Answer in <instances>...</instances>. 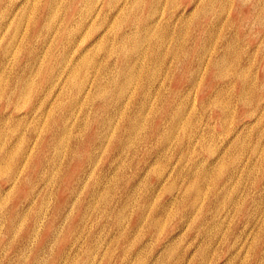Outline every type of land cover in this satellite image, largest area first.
I'll return each mask as SVG.
<instances>
[{
  "label": "rangeland",
  "instance_id": "1",
  "mask_svg": "<svg viewBox=\"0 0 264 264\" xmlns=\"http://www.w3.org/2000/svg\"><path fill=\"white\" fill-rule=\"evenodd\" d=\"M48 1L29 0L27 4L24 0H0V168H4L3 171L0 169V264H215L212 260L219 256V264H264V98L257 99V94L264 92V0H110L108 4H103L102 0H84L83 3H70L71 7L68 5L70 0H52L46 20ZM119 6L121 9L117 11ZM11 7L18 17V24H13V15L7 20ZM137 15L160 24L146 41L152 42L153 38L161 41L160 47H156L161 56L151 61L140 58L136 63L141 65L139 72L131 78L118 77L124 93L121 98L132 94L137 83L144 82L143 91L134 94L143 100L142 108L134 111L137 124L129 132H122L119 150L112 145L130 105L116 100L114 105L119 109L106 115L99 108L104 98L96 93L87 95L85 91L92 92L96 81L108 85L110 75L116 74L123 59V48L137 43L131 36L122 37L138 25L134 18ZM36 21L38 25L43 23L44 28L32 33L30 26L33 27ZM164 23L165 28L161 27ZM14 25H17L16 29ZM55 30L58 36L52 37ZM135 32L140 36L138 30ZM145 45L143 42L136 47L148 49ZM216 48L225 51L221 68L224 66L226 71L221 77L217 70L220 66L215 69L205 64L209 51ZM80 53L93 62L86 65L78 62L77 71L71 78L73 84H65L63 79ZM82 81L84 90L75 99L72 92ZM172 95L176 96L173 103L179 111L165 118L158 137L146 141L144 134L150 133L161 104ZM59 98L61 101L57 102ZM59 102L61 108L57 106ZM60 113L62 127L66 125L61 133L65 141L62 146L58 144L61 149H57L62 157L58 152L53 155L52 160H56L52 166L54 173L46 180L42 172L34 173L30 169L34 157L41 158L49 148H41V143L46 140L51 143L55 139V130L50 132L51 116L59 119ZM96 115L104 116L105 120L99 136L90 138ZM237 123L242 126L234 131L233 126ZM190 171H194L193 175ZM252 181H255L253 187L246 190ZM191 184L193 188L183 193L184 185ZM182 193L180 204L166 202L169 196ZM252 193L255 202L249 207ZM16 200L19 205L16 215L11 218L9 211ZM218 202L219 210L213 215L212 225L204 223L198 230L201 216L209 220ZM238 209L250 210L246 221ZM142 213L146 217L137 223V217ZM174 223L178 224L176 228H172ZM227 245L232 247L228 254ZM202 248L205 252L200 254Z\"/></svg>",
  "mask_w": 264,
  "mask_h": 264
},
{
  "label": "bare ground",
  "instance_id": "2",
  "mask_svg": "<svg viewBox=\"0 0 264 264\" xmlns=\"http://www.w3.org/2000/svg\"><path fill=\"white\" fill-rule=\"evenodd\" d=\"M25 1V3H27L28 4V1L29 0H24ZM96 1V0H95ZM126 1V0H125ZM132 1V0H131ZM137 1V0H136ZM160 1V0H159ZM83 3L84 2V0H70V2L68 3V5L71 7V5H70V3L72 4H76V3ZM100 2V1H99ZM102 2H103V4H108L109 2H110V0H102ZM113 2H116V1H113ZM119 2V1H118ZM117 2V3H118ZM156 2V1H155ZM198 2V1H197ZM24 3V4H25ZM96 3V2H95ZM126 3V2H125ZM128 3V2H127ZM165 3V2H164ZM196 3V2H195ZM51 4H52V0H49L48 1V4L46 5V7H45V13H46V16H45V19L47 20L48 18H49V16H48V13L50 12V8H51ZM122 4H124V2L122 3ZM130 4V3H129ZM134 4V3H133ZM133 4H132V6H133ZM208 4V3H207ZM230 4V3H229ZM91 5V4H90ZM89 5V6H90ZM94 5V4H93ZM97 5V4H96ZM95 5V6H96ZM210 5V4H209ZM220 5H222V4H220ZM110 6V5H109ZM108 6V7H109ZM113 6V5H112ZM122 6V5H121ZM124 6V5H123ZM129 6V5H128ZM211 6V5H210ZM218 6V5H217ZM91 7V6H90ZM94 8V7H93ZM92 8V9H93ZM123 8V7H122ZM161 8V7H160ZM194 8V7H193ZM87 9V8H86ZM112 9V8H111ZM119 9H121V7L119 6L118 8H117V11L119 10ZM129 10H130V8H128ZM99 10V9H98ZM160 10V9H159ZM193 10V9H192ZM226 10V9H225ZM13 11H14V9L11 7V9H10V13L7 15L8 17H7V20H9L8 18L11 16V15H13L14 16V18H12L13 20H12V22H13V24H18V22H19V20H18V17H17V19H16V17H15V13H13ZM108 11V10H107ZM97 13H99L98 11H96ZM105 12V11H104ZM116 12V11H115ZM155 12V11H154ZM156 12H159V11H156ZM193 12V11H192ZM222 12V11H221ZM97 13H95V14H97ZM106 13V12H105ZM118 13V12H117ZM125 13V12H124ZM161 13V12H160ZM92 14V13H91ZM94 14V15H95ZM122 14V13H121ZM126 14V13H125ZM178 14V16H181L180 14H181V12H178L177 13ZM187 14V13H186ZM191 14V13H190ZM190 14H188V15H190ZM52 15H53V13H52ZM116 15V14H115ZM194 15V14H193ZM5 16V15H4ZM88 16H90V15H88ZM122 16V15H121ZM161 16V15H160ZM177 16V15H176ZM214 16V15H213ZM225 16V15H224ZM94 17V16H93ZM97 17V16H96ZM103 17V16H102ZM111 17V16H110ZM117 17V16H116ZM150 17H153V16H150ZM157 17V16H156ZM52 18H53V16H52ZM81 18V17H80ZM89 18V17H88ZM113 18V17H112ZM124 18V17H123ZM136 20H137V23H138V27L137 26H135V28L133 29V28H131V30L130 31H128V32H125L124 34H123V38H128V37H132L133 38V40H134V42L136 41L137 43V46L138 45H140V44H142L143 42L144 43H146V45L145 46H147L148 47V49H141V47L142 46H140V48L138 47H136V44H134V45H131L130 46V48H128V49H125L124 50V48H123V50H122V52H123V59H121V61H120V63H119V65L117 66V68H116V70H117V72L120 70V72H116V76L115 75H110V78H109V80L107 81V83H108V85H102L101 83H100V81H96L93 85H94V89H93V91L92 92H86L85 91V94H93V93H96V95L98 94L99 96H101V97H103L104 98V100H102L101 101V104L99 105V108H100V111H102V112H104L106 115H108L110 112H113V113H115L116 111H117V109H119V106L117 107V106H115L114 104H115V102H116V100H118V101H126V103L127 104H129L130 105V108L128 109V112L125 114V116L123 117V119H122V125H121V129H120V132L118 133V135L115 137V139H114V144L112 145V146H114L115 147V149H119L120 147H122L121 146V144H122V132H129L132 128H134V126L137 124V119L135 118V115H134V111L136 110V109H141L142 108V106H143V103H142V99H140L139 100V97L138 96H134V94H136V95H138V93L140 94L141 93V91H143V84H144V82H139V83H137V87H136V89H134V91L132 92V94H131V92L129 93V94H126V96L124 95V97H120L121 95L123 96V88H122V83L121 82H119L118 81V77L121 75L122 77L124 76V77H126V78H131V77H133L134 76V73L135 72H139V70H140V68H141V65L140 66H137L138 64H136L137 63V60L139 61V59L140 58H145V59H147V60H156L157 59V57H159V56H161V51L160 50H157V48L156 47H160V45L162 44V42L161 41H159V40H156L155 38H153V41L152 42H147L148 41V38H150L149 36H150V33H151V31L152 30H154V28H157V27H159V26H157V25H160V24H156V22H158V21H153V20H146V19H142V17H138V15L136 16V17H134ZM188 18V17H187ZM15 19H16V22H15ZM100 19V18H99ZM103 19V18H102ZM104 19H106V18H104ZM156 19V18H155ZM158 19H159V17H158ZM168 19V18H167ZM223 19V18H222ZM87 20V19H86ZM85 20V21H86ZM91 20V19H90ZM117 20V19H116ZM166 20V19H165ZM95 21V20H94ZM103 21V20H102ZM118 21V20H117ZM163 21V20H162ZM162 21H161V23H162ZM167 21V20H166ZM184 21H186L187 22V20H184ZM50 22V21H49ZM52 22V21H51ZM113 24H114V21L112 20L111 21ZM164 22V21H163ZM91 23V22H90ZM89 23V24H90ZM119 23V22H118ZM49 23H47L45 26H47ZM108 24V23H107ZM187 24V23H186ZM112 25V24H111ZM117 25V24H116ZM156 25V26H155ZM213 25H215V24H213ZM44 26V24L43 23H41V25H38V22L36 21V22H34V24H33V27L32 26H30V29H31V32L32 33H34V32H38V29L39 28H44L43 27ZM78 26V25H77ZM113 26V25H112ZM212 26V25H211ZM14 27H15V29L17 28V25H14ZM87 27V26H86ZM91 27V26H90ZM161 27H167V25L164 23L163 25H161ZM179 27H180V25H179ZM94 28H95V26H94ZM106 28V27H105ZM110 28V27H109ZM108 28V29H109ZM137 28V29H136ZM111 29V28H110ZM167 29V28H166ZM180 29H182V28H180ZM179 29V30H180ZM206 29V28H205ZM35 30V31H34ZM66 30V29H65ZM88 30V29H87ZM97 30V29H96ZM107 30V29H106ZM113 30H114V28H113ZM136 30H138L140 33V36H138V34L135 32ZM172 30V29H171ZM110 31V30H109ZM112 31V30H111ZM219 31V30H218ZM14 32H16V31H14ZM104 32V31H103ZM182 32V31H181ZM226 32V31H225ZM62 33V32H61ZM170 33H172V32H170ZM180 33V32H179ZM178 33V34H179ZM234 33V32H233ZM167 34H169V33H167ZM216 34V33H215ZM232 34V33H231ZM152 35V34H151ZM217 35V34H216ZM56 37V36H58V34H57V32H56V30L53 32V34H52V37ZM179 36V35H178ZM232 36H234V35H232ZM50 37V36H49ZM103 37V36H102ZM111 37V36H110ZM138 37V38H137ZM155 37V36H154ZM167 37H169V36H167ZM45 38V37H44ZM157 38V37H156ZM176 38V37H175ZM183 38V37H182ZM54 39V38H53ZM81 39V38H80ZM151 39V38H150ZM50 40H51V38H50ZM77 40V39H76ZM82 40V39H81ZM100 40H101V38H100ZM105 40V39H104ZM147 40V41H146ZM222 40V39H221ZM45 41V40H44ZM168 41H169V38H168ZM176 41V39L174 40V42ZM180 41V40H179ZM214 41V40H213ZM67 42V41H66ZM70 42V41H69ZM68 42V43H69ZM106 42V41H105ZM110 42V41H109ZM113 42V41H112ZM121 42V41H120ZM129 42V41H128ZM142 42V43H141ZM177 42V41H176ZM54 43V42H53ZM76 43V42H75ZM81 43V42H80ZM100 43V42H99ZM98 43V44H99ZM111 43V42H110ZM44 44V43H43ZM60 44V43H59ZM71 44V43H70ZM77 44V43H76ZM95 44V43H94ZM173 44V43H172ZM49 45H51V42L49 43ZM78 45V44H77ZM82 45V44H81ZM102 44H100V46H101ZM108 45V44H107ZM114 45V44H113ZM164 45V44H163ZM209 45V44H208ZM44 46V45H43ZM70 46V45H69ZM104 46V45H103ZM109 46H111V45H109ZM116 46V45H115ZM124 46V45H123ZM211 46H213V45H211ZM66 47V46H65ZM71 47H73V46H71ZM98 46H96V48H97ZM105 47H106V43H105ZM165 47V46H164ZM167 47V46H166ZM237 47V46H236ZM99 48H101V47H99ZM103 48V47H102ZM109 48V47H108ZM163 48V47H162ZM230 48V47H229ZM85 49H88V48H85ZM106 49V48H105ZM164 49V48H163ZM211 49V48H210ZM209 49V50H210ZM100 50H102V49H100ZM114 50V49H113ZM166 50V49H165ZM164 50V51H165ZM229 50V49H228ZM92 51V50H91ZM96 51V50H95ZM99 51V50H98ZM112 51V50H111ZM177 51V50H176ZM199 51V50H198ZM203 51V50H202ZM100 52H103V51H100ZM206 52H208V51H206ZM87 53V52H86ZM107 53V52H106ZM130 53V54H129ZM176 53V52H175ZM224 53H225V51H224V48H222L221 50L219 49H214L213 51H209V56L206 58V60H205V64L209 67V68H218L219 66H220V68H218L217 70H218V72H219V74H220V77L223 75V74H225V71H226V69H225V71L223 70V68H224V66H223V68H221V64L223 65L224 64V62H223V60H224ZM85 54V53H84ZM89 54H91V53H89ZM94 54V53H93ZM92 54V55H93ZM103 54V53H102ZM115 54V53H114ZM113 54V55H114ZM131 54H133V55H131ZM164 54V53H163ZM206 54V53H205ZM204 54V55H205ZM96 55V54H95ZM115 56V55H114ZM170 56V55H169ZM207 56V55H206ZM3 57V56H2ZM88 57V56H87ZM87 57H85V55H83V53H80L79 54V56H77L76 58H75V60H76V62L74 63V64H70L71 66L69 67V70H68V72H67V75H66V78H65V76H64V78L65 79H63L64 81H65V84L66 83H72V76L75 74V72L77 71V66H76V64H78V62L80 63H82L83 65H86L87 63L89 64L90 62H91V60L88 58L87 59ZM90 57V56H89ZM92 57V56H91ZM105 57V56H104ZM172 57V56H171ZM175 57V56H174ZM174 57H172V58H174ZM202 57H204V56H202ZM238 57V56H237ZM3 58H5V57H3ZM251 58V57H250ZM1 59V58H0ZM95 59V58H94ZM114 59V58H113ZM69 60V59H68ZM105 60V59H104ZM115 60V59H114ZM143 60V59H142ZM171 60V59H170ZM90 61V62H89ZM169 61V60H168ZM61 62V61H60ZM66 62V61H65ZM64 62V63H65ZM69 62V61H68ZM93 62V61H92ZM91 62V63H92ZM100 62V61H99ZM114 62V61H113ZM155 62V61H154ZM71 63H72V61H71ZM90 63V64H91ZM138 63H140V62H138ZM1 64V63H0ZM67 64V63H66ZM98 64V63H97ZM96 64V65H97ZM102 64V63H101ZM148 64H149V62H148ZM160 64H162V63H160ZM232 64V63H231ZM58 66H59V64H57ZM61 65H63V64H61ZM68 65V64H67ZM93 65V64H92ZM103 65V64H102ZM112 65V64H111ZM201 65V64H200ZM57 66V67H58ZM88 66V65H87ZM106 66V65H105ZM104 66V67H105ZM156 66V65H155ZM82 67V66H81ZM80 67V68H81ZM100 67V66H99ZM98 67V68H99ZM115 67H116V65H115ZM161 67V66H160ZM159 67V68H160ZM61 68V67H60ZM67 68V67H66ZM89 68V67H88ZM97 68V67H96ZM110 68V67H109ZM114 68V67H113ZM196 68H199V67H196ZM203 68V67H202ZM63 69V68H62ZM103 69V68H102ZM147 69V68H146ZM200 69V68H199ZM60 70V69H59ZM79 70V69H78ZM154 70H156L155 69V67H154ZM154 70H152V72L154 71ZM165 70V69H164ZM98 71H100V70H98ZM163 71V70H162ZM35 72V74H37L36 73V71H34ZM49 72V71H48ZM112 72V71H111ZM3 73V72H2ZM59 73H61V72H59ZM150 73V72H149ZM165 73V72H164ZM212 73V72H211ZM227 73V72H226ZM57 74V73H56ZM65 74V73H64ZM84 74H86V72L84 73ZM105 74V73H104ZM106 74H108V73H106ZM155 74H156V72H155ZM214 74V71H213V73H212V75ZM58 75H60V74H58ZM88 75V74H87ZM93 75V74H92ZM139 74H137L136 76H138ZM144 75L145 74H143V77H144ZM150 75H152V74H150ZM227 75H228V73H227ZM240 75V74H239ZM242 75V74H241ZM76 76H77V74H76ZM90 76V75H89ZM226 76V75H225ZM231 76V75H230ZM235 76V75H234ZM236 76H238V75H236ZM59 77V76H58ZM87 77V76H86ZM145 77H147L148 78V76H145ZM163 77V76H162ZM200 77V75L198 76V78ZM251 77H253L254 78V76H251ZM0 78H1V76H0ZM61 78V77H60ZM59 78V79H60ZM98 78V77H97ZM138 78V77H137ZM158 78V77H157ZM160 78V77H159ZM197 78V77H196ZM224 78V77H223ZM226 78V77H225ZM243 77H241L240 79H242ZM52 79H54V78H52ZM51 79V80H52ZM57 79V78H56ZM76 79V78H75ZM84 79V78H83ZM239 79V78H238ZM63 80H61V82H63ZM81 80H82V78H81ZM126 80V79H125ZM133 80V79H132ZM131 80V81H132ZM137 80V79H136ZM141 80V79H140ZM155 80V79H154ZM243 80V79H242ZM249 80V79H248ZM253 80V79H252ZM2 81V80H1ZM85 81H87V79L85 80ZM89 81H91V80H89ZM127 81V80H126ZM254 81V80H253ZM54 82V81H53ZM58 82V81H57ZM83 82L84 81H82V82H80V84H77L76 86H75V89L73 90V92H72V94L73 95H75V96H73V98H75V99H77L78 98V95L80 94V93H82L83 92ZM122 82H124V81H122ZM128 82H130V80L128 81ZM152 82V81H151ZM196 82H198V81H196ZM196 82H194V83H196ZM250 82V81H249ZM28 83V82H27ZM54 83H56V82H54ZM60 83V82H59ZM132 83V82H131ZM130 83V84H131ZM156 83V82H155ZM253 83V82H252ZM73 84V83H72ZM127 84V83H126ZM148 84V83H147ZM158 84V83H157ZM159 84H161V83H159ZM193 84V83H192ZM250 84V83H249ZM27 85V84H26ZM25 85V86H26ZM50 85V84H49ZM163 85V84H162ZM197 85V84H196ZM195 85V86H196ZM252 85V84H251ZM52 86H53V84H52ZM70 86H72V85H70ZM133 86V85H132ZM232 86V85H231ZM240 86L242 87V82H241V84H240ZM51 87V86H50ZM56 87V86H55ZM127 88H128V86H126ZM129 87H130V85H129ZM191 87V86H190ZM194 87V86H193ZM47 88V87H46ZM52 88V87H51ZM59 88H60V86H59ZM59 88H57V89H59ZM71 88V87H70ZM192 88V87H191ZM248 88V87H247ZM29 89V88H28ZM50 89V88H49ZM65 89V88H64ZM64 89H63V91H64ZM152 89V88H151ZM154 89V88H153ZM165 89V88H164ZM231 89V88H230ZM229 89V90H230ZM25 90V89H24ZM45 90V89H44ZM56 90V89H55ZM126 90V89H125ZM195 90V89H194ZM246 90V89H245ZM52 91H53V89H52ZM61 91V90H60ZM60 91H57V92H60ZM153 91V90H152ZM216 91V90H215ZM1 92V91H0ZM10 92H13L12 90H10ZM9 92V93H10ZM23 92V91H22ZM28 92H30L29 90H28ZM47 92H50V91H48L47 90ZM56 92V93H57ZM148 92V91H147ZM158 92V91H157ZM194 92V91H193ZM248 92H249V90H248ZM125 93H127V91L125 92ZM145 93V92H144ZM150 93V92H149ZM155 93V92H154ZM183 93V92H182ZM20 94V93H19ZM85 94H84V96H85ZM192 94V93H191ZM221 94V93H220ZM231 94V93H230ZM10 95V94H9ZM21 95V94H20ZM51 95V94H50ZM52 95H55V94H52ZM59 95V94H58ZM228 95V94H227ZM82 96V95H81ZM91 96V95H90ZM144 96V95H143ZM8 97V96H7ZM98 97V96H97ZM101 97H99V98H101ZM176 96H174V95H172L171 96V98L170 99H168L166 102L164 101L162 104H161V106H160V109H159V113L160 114H158L157 115V117H156V119L155 120H153V122H152V124H151V131H150V133H146V134H144V136H143V138L146 140V141H152V139L153 138H155V136H157L158 135V133H159V131H160V129H161V127H163L162 126V122L165 120V118L166 117H172L173 116V114L175 113H177L178 111H179V108H178V106L177 105H174L175 103H173V101L175 100L174 98H175ZM227 97V96H226ZM242 97V96H241ZM258 97L259 98H264V92H262L260 95H258L257 94V99H258ZM81 98V97H80ZM222 98V97H221ZM243 98V97H242ZM7 99V98H6ZM17 99V98H16ZM15 99V100H16ZM92 99V98H91ZM146 99V98H145ZM154 99V98H153ZM238 99H239V97H238ZM9 100V99H8ZM86 100V99H85ZM115 100V101H114ZM142 100V101H141ZM156 100V99H155ZM170 100V101H169ZM179 100H181V99H179ZM227 100V99H226ZM58 101H61V98H59L58 100H57V102ZM89 101V100H88ZM148 101V100H147ZM187 101H188V99H187ZM232 101V100H231ZM82 102V101H81ZM85 102V101H84ZM145 102V101H144ZM179 102V101H178ZM191 102V101H190ZM212 102H214V100L212 101ZM220 102V101H219ZM219 102H217L216 101V103H219ZM229 102V101H228ZM60 103L61 102H59L58 103V105L57 106H59V108H61V106H60ZM80 103V102H79ZM123 103V102H122ZM121 103V104H122ZM227 103V102H226ZM57 104V103H56ZM56 104H54V105H56ZM181 104V103H180ZM187 104V103H186ZM214 104V103H213ZM223 104V103H222ZM54 105H52V106H54ZM219 106H220V104H218ZM217 105V106H218ZM247 105H249V104H247ZM90 106V105H89ZM123 106V105H122ZM146 106V105H145ZM182 106V105H181ZM190 107H191V104L189 105ZM213 106V105H212ZM218 106V107H219ZM223 106V105H222ZM51 107V106H50ZM246 107V106H245ZM15 108H17V107H15ZM125 108V107H124ZM127 108V107H126ZM147 108V107H146ZM158 108V107H157ZM223 108V107H222ZM232 108V107H231ZM235 108V107H234ZM156 109V108H155ZM187 109V108H186ZM189 109V108H188ZM217 109V108H216ZM226 109V108H225ZM224 109V110H225ZM122 110V109H121ZM124 110V109H123ZM190 110V109H189ZM262 110H264V109H262ZM15 111V110H14ZM184 111V110H183ZM230 111H231V109H230ZM35 112H37V111H35ZM148 112V111H147ZM52 113V112H51ZM51 113H50V115H51ZM119 113H120V111H119ZM146 113V112H145ZM231 113V112H230ZM233 113V112H232ZM253 113V112H252ZM8 114V113H7ZM33 114V113H32ZM141 114V113H140ZM188 114V113H187ZM261 114V113H260ZM179 115V114H178ZM250 115V114H249ZM253 115V114H252ZM116 116V115H115ZM176 116V115H175ZM180 116V115H179ZM194 116V115H193ZM6 117V116H5ZM50 117V116H49ZM60 117H61V113L59 114V116H58V118L59 119H55L54 117H52L51 116V122L53 123V124H51V129H50V132L51 133H53L54 132V130H55V139L50 143L49 141L47 142V140L46 141H44V142H42L41 143V148H46V146H48L49 148H46L45 149V152L43 153V155H41L42 157L40 158V157H38V156H36V157H34V162H33V166H32V168L30 169L32 172H34V173H38V172H42L43 173V177H45V179L46 180H49L50 178H49V176L51 175V173H54V171H53V163L56 161V160H52L53 159V155H57V153L56 152H60V151H58L57 149L60 147L58 144H61V146H62V144H63V141H65L64 140V136L63 135H61V133H63L64 132V130L66 129V125L65 126H63L62 127V124H61V119H60ZM146 117V116H145ZM178 117V116H177ZM182 117V116H181ZM259 117V116H258ZM21 118V117H20ZM190 118V117H189ZM16 119V118H15ZM14 119V120H15ZM121 119V118H120ZM256 119V118H255ZM104 116H99V115H96L94 118H93V121L95 122V127H94V130H93V132H90L89 133V137L90 138H97L98 136H99V129L102 127V125H103V123H104ZM138 120H141V119H138ZM179 120V119H178ZM224 120H226V119H224ZM120 121V120H119ZM144 121V120H143ZM169 121V120H168ZM183 121V120H182ZM207 121V120H206ZM221 121V120H220ZM4 122V121H3ZM7 122H9V121H7ZM181 122V121H180ZM1 123V122H0ZM54 123L56 124V125H54ZM106 123V122H105ZM117 123V122H116ZM144 123V122H143ZM188 123H189V121H188ZM195 123H196V121H195ZM223 124H224V122H222ZM245 123V122H244ZM3 124V123H2ZM111 124V123H110ZM145 124V123H144ZM176 124V123H175ZM174 124V125H175ZM179 123H177V125H178ZM240 124L241 123H237L236 125H234L233 127H234V131H236L238 128H239V126H240ZM64 125V124H63ZM140 125V124H139ZM166 125V124H165ZM5 126V125H4ZM141 126V125H140ZM186 126H188L187 124H186ZM206 126V125H205ZM230 126V125H229ZM242 126V125H241ZM240 126V127H241ZM111 127H113V126H111ZM191 127V126H190ZM210 127V126H209ZM255 127V126H254ZM63 128V129H62ZM65 128V129H64ZM136 128V127H135ZM138 128V127H137ZM171 128V130H172V127H170ZM191 128H193V127H191ZM257 128V127H256ZM11 129V128H10ZM141 129H142V127H141ZM176 129V128H175ZM210 129V128H209ZM263 129V128H262ZM112 130H113V128H112ZM258 130V129H257ZM11 131V130H10ZM135 131V130H134ZM139 132H140V130H138ZM164 131V130H163ZM169 131V130H168ZM175 130H173V132H174ZM177 131H179L178 129H177ZM181 131H183V128H182V130ZM246 131V130H245ZM248 131V130H247ZM14 132V131H13ZM12 132V133H13ZM105 132H107L106 130H105ZM112 132V131H111ZM113 132H116V131H113ZM137 132V131H136ZM142 132H143V130H142ZM214 132V131H213ZM238 132V131H237ZM11 133V134H12ZM166 133V132H165ZM175 133V132H174ZM182 133V132H181ZM197 133H198V130H197ZM207 133V132H206ZM14 134V133H13ZM76 134V133H75ZM104 134V133H103ZM107 134V133H106ZM163 134V133H162ZM186 134V133H185ZM200 134H202V133H200ZM224 134V133H223ZM233 134V133H232ZM236 134V133H235ZM239 134V133H238ZM247 134V133H246ZM79 135V134H78ZM111 135H113L112 133H111ZM135 135V134H134ZM208 135V134H207ZM210 135V134H209ZM245 135V134H244ZM4 136H5V134H4ZM75 136V135H74ZM182 136V135H181ZM184 136V135H183ZM192 136H193V134H192ZM205 136V135H204ZM211 136H213V135H211ZM216 136V135H215ZM64 137V138H63ZM76 137V136H75ZM78 137V136H77ZM129 137V136H128ZM133 137V136H132ZM137 137H139V136H137ZM158 137V136H157ZM173 137H175V136H173ZM189 137V136H188ZM199 137V136H198ZM208 137H210V136H208ZM218 137V136H217ZM221 137V136H220ZM236 137V136H235ZM239 137V136H238ZM57 138V139H56ZM74 138V137H73ZM136 138V137H135ZM171 138V137H170ZM169 138V139H170ZM177 138V137H176ZM202 138V137H201ZM245 138V137H244ZM249 138V137H248ZM3 139V138H2ZM220 139V138H219ZM237 139V138H236ZM243 139V138H242ZM250 139V138H249ZM253 139V138H252ZM257 139V138H256ZM103 140V139H102ZM170 140H172V139H170ZM191 140V139H190ZM202 140V139H201ZM16 141V140H15ZM174 141V140H173ZM182 141V140H181ZM196 141H197V139H196ZM205 141V140H204ZM204 141H202V142H204ZM231 141V140H230ZM241 141V140H240ZM244 141V140H243ZM34 142V141H33ZM127 142V141H126ZM125 142V143H126ZM139 142V141H138ZM169 142V141H168ZM171 142V141H170ZM188 142V141H187ZM190 142V141H189ZM19 143V142H18ZM100 143V142H99ZM195 143V142H194ZM211 143V142H210ZM237 143V142H236ZM0 144H1V142H0ZM3 144V143H2ZM52 144H55L54 146H52ZM105 144V143H104ZM168 144V143H167ZM214 144V143H213ZM224 144V143H223ZM240 144H242V143H240ZM239 144V145H240ZM247 144V143H246ZM9 145V144H8ZM13 145V144H12ZM12 145H10V146H12ZM18 145V144H17ZM21 145V144H20ZM19 145V146H20ZM100 145V144H99ZM169 145V144H168ZM219 145V144H218ZM221 145V144H220ZM225 145V144H224ZM223 145V146H224ZM236 145V144H235ZM234 145V146H235ZM5 146V145H4ZM7 146V145H6ZM14 146V145H13ZM127 146H129V144H127ZM149 146V145H148ZM182 146V145H181ZM188 146V145H187ZM194 146V145H193ZM209 146V145H208ZM238 146V145H237ZM247 146V145H246ZM249 146V145H248ZM255 146V145H254ZM253 146V147H254ZM260 146V145H259ZM262 146H263V144H262ZM1 147V146H0ZM18 147V146H17ZM17 147H15L16 149H17ZM123 147H125V146H123ZM131 147V146H130ZM135 147V146H134ZM167 147V146H166ZM165 147V148H166ZM196 147V146H195ZM201 147H203V146H201ZM226 147V146H225ZM257 147V146H256ZM255 147V148H256ZM51 148L53 149V153H52V150H51ZM97 148V147H96ZM138 148H140V147H138ZM169 148V147H168ZM194 148V147H193ZM212 148V147H211ZM244 148V147H243ZM263 148V147H262ZM6 149V148H5ZM60 149H61V147H60ZM103 149V148H102ZM163 149V148H162ZM161 149V150H162ZM232 149H233V147H232ZM231 149V150H232ZM253 150H254V148H252ZM120 150V149H119ZM136 150V149H135ZM169 150V149H168ZM167 150V151H168ZM218 150H219V148H218ZM235 150V149H234ZM18 151V150H17ZM33 151V150H32ZM31 151V152H32ZM134 151V150H133ZM190 152H191V150H189ZM217 151V150H216ZM223 151V150H222ZM221 151V152H222ZM243 151V150H242ZM241 151V152H242ZM15 152V151H14ZM29 152V151H28ZM94 152H96V151H94ZM98 152H100V151H98ZM213 152V151H212ZM250 152V151H249ZM256 152V151H255ZM26 153V152H25ZM24 153V154H25ZM101 153V152H100ZM162 153V152H161ZM208 153V152H207ZM210 153V152H209ZM208 153V154H209ZM30 154V153H29ZM160 154V153H159ZM166 154V153H165ZM195 154V153H194ZM227 154H228V152H227ZM50 155V156H49ZM59 155H60V153H59ZM162 155V154H161ZM168 155H169V153H168ZM185 155V154H184ZM236 155V154H235ZM261 155V154H260ZM12 156V155H11ZM11 156L9 157V158H11ZM33 156V155H32ZM61 156V155H60ZM131 156V155H130ZM258 156V155H257ZM62 157V156H61ZM180 157V156H179ZM182 157H184L183 155H182ZM181 157V158H182ZM219 156H217V158H218ZM238 157V156H237ZM241 157V156H240ZM244 157V156H243ZM25 158H27V157H25ZM25 158H24V160H25ZM177 158V157H176ZM7 159V158H6ZM50 159V160H49ZM244 159H246V158H244ZM255 159V158H254ZM98 160V159H97ZM180 160V159H179ZM187 160V159H186ZM195 160V159H194ZM194 160H192V161H194ZM220 160V159H219ZM240 160V159H239ZM257 160V159H256ZM9 161V160H8ZM8 161H7V163H8ZM184 161V160H183ZM197 161V160H196ZM200 161V160H199ZM198 161V162H199ZM217 161V160H216ZM249 161V160H248ZM247 161V162H248ZM4 162V161H3ZM60 162V161H59ZM58 162V163H59ZM180 162V161H179ZM191 162V161H190ZM239 162V161H238ZM242 162V161H241ZM240 162V163H241ZM2 163V162H1ZM24 163V162H23ZM52 165H51V164ZM243 163V162H242ZM251 163H252V161H251ZM178 164H180V163H178ZM185 164V163H184ZM198 164V163H197ZM216 164V163H215ZM245 164V163H244ZM7 165V164H6ZM59 165V164H58ZM57 165V166H58ZM191 165V164H190ZM195 165V164H194ZM199 165V164H198ZM210 165V164H209ZM247 165V164H246ZM53 166V167H52ZM93 166V165H92ZM173 166V165H172ZM185 166H187V165H185ZM204 166V165H203ZM212 166V165H211ZM220 166V165H219ZM242 166V165H241ZM245 166V165H244ZM243 166V167H244ZM252 166V165H251ZM3 167H4V165H3ZM2 167V168H3ZM7 168H8V166H6ZM6 167H5V169H6ZM88 167V166H87ZM94 167V166H93ZM92 167V168H93ZM200 167H202V166H200ZM217 167V166H216ZM221 167V166H220ZM219 167V168H220ZM42 168V171H38V169H41ZM44 168V169H43ZM56 168V167H55ZM54 168V169H55ZM213 168V167H212ZM222 168V167H221ZM236 168V167H235ZM239 168V167H238ZM251 168V167H250ZM256 168V167H255ZM260 168V167H259ZM1 169V168H0ZM4 169V168H3ZM3 169H1L2 171H3ZM18 169V168H17ZM51 169V170H50ZM185 169V168H184ZM184 169H182V170H184ZM234 169V168H233ZM249 169V168H248ZM257 169V168H256ZM261 169V168H260ZM20 170V169H19ZM202 170V169H201ZM204 170V169H203ZM222 170V169H221ZM234 170H236V169H234ZM244 170V169H243ZM18 171V170H17ZM16 171V172H17ZM149 171V170H148ZM189 171V170H188ZM195 171V170H194ZM194 171H190L189 173H192V175H193V172ZM256 171V170H255ZM6 172H7V170H6ZM5 172V173H6ZM19 172V171H18ZM201 172V171H200ZM211 172V171H210ZM209 172V173H210ZM228 172V171H227ZM2 173V172H1ZM180 173V172H179ZM182 173V172H181ZM196 173L198 174L199 172H197L196 171ZM196 173H195V175H196ZM206 173V172H205ZM218 173V172H217ZM220 173V172H219ZM229 173V172H228ZM232 173V172H231ZM254 173V172H253ZM3 174V173H2ZM28 174H30V172L28 173ZM145 174V173H144ZM170 174L171 173H169V176H170ZM202 174H204V172L202 173ZM201 174V175H202ZM8 175V174H7ZM19 175V174H18ZM189 175V174H188ZM192 175H190V177L192 176ZM206 175V174H205ZM208 175V174H207ZM256 175V174H255ZM17 176V175H16ZM53 176V175H52ZM160 176V175H159ZM200 176V175H199ZM249 176V175H248ZM188 177V176H187ZM208 177V176H207ZM228 177V176H227ZM238 177H239V175H238ZM255 177V176H254ZM95 178V177H94ZM173 178H175V177H173ZM186 178V177H185ZM17 179V178H16ZM166 179V178H165ZM164 179V180H165ZM204 179V178H203ZM236 179V178H235ZM239 179V178H238ZM140 180V179H139ZM169 180V179H168ZM174 180V179H173ZM172 180V181H173ZM11 181V180H10ZM16 181V180H15ZM25 181V180H24ZM159 181V180H158ZM195 181V180H194ZM214 181V180H213ZM231 181V180H230ZM233 181V180H232ZM202 182V181H201ZM228 182H229V180H228ZM227 182V183H228ZM237 182V181H236ZM240 182V181H239ZM243 182V181H242ZM114 183V182H113ZM158 183V182H157ZM159 183H160V181H159ZM163 183V182H162ZM170 183V182H169ZM168 183V184H169ZM173 183V182H172ZM235 183V182H234ZM234 183H232V184H234ZM241 183V182H240ZM254 183H255V181H252L251 182V185L246 189V190H248V189H250V187L252 186V185H254ZM183 184V183H182ZM208 184V183H207ZM231 184V183H230ZM245 184V183H244ZM157 185V184H156ZM172 185V184H171ZM193 184H191V185H188V186H186V185H184V187H183V193L185 192H187V191H189V189L190 188H193V186H192ZM195 185V184H194ZM202 185V184H201ZM221 185V184H220ZM224 184H222V186H223ZM238 185V184H237ZM10 186H12V185H10ZM145 186V185H144ZM162 185L160 184V187H161ZM173 186V185H172ZM196 186V185H195ZM231 186V185H230ZM233 186V185H232ZM236 186V185H235ZM264 186V185H263ZM154 187V186H153ZM167 187V186H166ZM168 187H170L171 188V186H168ZM178 187V186H177ZM206 188H207V186H205ZM212 187V186H211ZM229 187V186H228ZM227 187V188H228ZM253 187V186H252ZM9 188V187H8ZM82 188V187H81ZM148 188V187H147ZM159 188V187H158ZM233 188V187H232ZM241 188V187H240ZM243 188V187H242ZM259 188V187H258ZM160 189V188H159ZM196 189V188H195ZM209 189V188H208ZM6 190V189H5ZM11 190V189H10ZM144 190H146V189H144ZM169 190V189H168ZM223 190V189H222ZM157 191H158V189H157ZM171 191H172V189H171ZM197 191V190H196ZM202 191V190H201ZM219 191V190H218ZM256 191V190H255ZM95 192V191H94ZM169 193H170V191H168ZM173 192V191H172ZM178 192V191H177ZM206 192V191H205ZM232 192V191H231ZM237 192V191H236ZM253 192V191H252ZM2 193H4V192H2ZM7 193V192H6ZM92 193V192H91ZM166 193V192H165ZM183 193L180 195V194H177V195H174V196H169L167 199H166V202H170V204H171V202L173 201V202H176L177 204H180V202H183V198H182V195H183ZM197 193H199V191L197 192ZM228 193V192H227ZM239 193V192H238ZM243 193V192H242ZM241 193V194H242ZM5 194V193H4ZM196 194V193H195ZM245 194H248V191L245 193ZM35 195V194H34ZM145 195V194H144ZM154 195V194H153ZM156 195V194H155ZM154 195V196H155ZM161 195V194H160ZM159 195V196H160ZM202 195V194H201ZM204 195V194H203ZM260 195V194H259ZM5 196H6V194H5ZM246 196V195H245ZM263 196V195H262ZM92 197V196H91ZM224 197V196H223ZM228 197V196H227ZM238 197V196H237ZM248 197V196H247ZM6 198V197H5ZM33 198V197H32ZM197 197H195L194 199H196ZM199 198V197H198ZM202 198V197H201ZM213 198V197H212ZM242 198V197H241ZM249 198H250V205H249V207L250 206H252L253 204H254V202H255V195L252 193L250 196H249ZM160 199V198H159ZM240 199V198H239ZM264 199V198H263ZM222 200V199H221ZM244 199L242 198V201H243ZM32 201V200H31ZM157 201V200H156ZM195 201V200H194ZM231 201V200H230ZM234 201V200H233ZM232 201V202H233ZM257 201V200H256ZM151 202H153V200H151ZM196 202V201H195ZM223 202V201H222ZM237 202H238V199H237ZM155 203V202H154ZM210 203H212V202H210ZM235 203H236V201H235ZM258 203H259V201H258ZM57 204H58V200L55 202V207H57ZM201 204H202V202H201ZM229 204H231V203H229ZM241 204V203H240ZM18 205H19V203H18V200H16V201H13V203L11 204V208H10V211H9V215H10V217L12 218V216H15L16 215V212H17V208H18ZM152 205V204H151ZM191 205V204H190ZM194 205V204H193ZM210 205V204H209ZM216 205V207H214V211L213 210H211V211H213V213L212 214H210V218H209V220L207 219L206 220V216H204V215H202L201 217V220L198 222V227H197V229L198 230H200L201 228H203L204 227V223L205 224H207V225H212V219H213V215H217V210H219V206H220V203L218 202L217 204H215ZM232 205V204H231ZM235 205V204H234ZM256 205V204H255ZM142 206V205H141ZM160 206V205H159ZM173 206V205H172ZM228 206V205H227ZM146 207V206H145ZM151 206H149V208H150ZM199 207H201V205L199 206ZM258 207V206H257ZM27 208V207H26ZM164 208V207H163ZM169 208H170V206H169ZM172 208V207H171ZM192 208V207H191ZM235 208V207H234ZM240 208V207H239ZM260 208V207H259ZM120 209V208H119ZM166 209H167V207H166ZM221 209V208H220ZM225 209V208H224ZM233 209V208H232ZM20 210H21V208H20ZM161 210V209H160ZM201 210V209H200ZM227 210V209H226ZM24 211V210H23ZM164 211V210H163ZM168 211H170V209L168 210ZM195 211V210H194ZM224 211V210H223ZM249 211L250 210H248V209H246V210H242V209H238V212L239 213H241L242 212V214H244L245 216H244V218H245V220L244 221H246V219H247V217L249 216ZM144 212H145V210H144ZM162 212V211H161ZM185 212V211H184ZM196 212V211H195ZM194 212V213H195ZM207 212V211H206ZM227 212H228V210H227ZM238 212H237V214H238ZM171 213V212H170ZM192 213V212H191ZM229 213V212H228ZM22 214H24V213H22ZM119 214V213H118ZM172 214V213H171ZM224 214V213H223ZM236 214V215H237ZM253 214V213H252ZM258 214V213H257ZM260 214V213H259ZM166 215V214H165ZM164 215V216H165ZM181 215H183L182 213H181ZM194 215V214H193ZM207 215V214H206ZM225 215V214H224ZM254 216V215H253ZM256 216V215H255ZM263 216V215H262ZM66 217V216H65ZM146 217V215L144 216V214L142 213V214H139L138 215V217H137V223L140 221V220H142L143 218H145ZM260 217V216H259ZM158 218V217H157ZM191 218H193V216L191 217ZM216 218V217H215ZM264 218V217H263ZM225 219V218H224ZM258 219V218H257ZM120 220V219H119ZM182 220V219H181ZM220 220V219H219ZM121 221V220H120ZM144 221H145V219H144ZM156 221V220H155ZM164 221V220H163ZM192 221V220H191ZM215 221V220H214ZM222 221V220H221ZM224 221V220H223ZM255 221H256V219H255ZM259 221V220H258ZM37 222V221H36ZM143 222V221H142ZM22 222H20V224H21ZM156 223V222H155ZM221 223V222H220ZM264 223V222H263ZM19 224V223H18ZM117 224H118V222H117ZM163 224V223H162ZM218 224V223H217ZM254 224V223H253ZM252 224V225H253ZM159 225V224H158ZM184 225V224H183ZM224 225V224H223ZM178 226V224L177 223H174L173 224V226H172V228H176ZM220 226H222V225H220ZM259 226V225H258ZM160 227H162V226H160ZM214 227H216V226H214ZM257 227V226H256ZM209 228H211V227H209ZM219 228V227H218ZM245 228V227H244ZM158 229V228H157ZM180 229V228H179ZM221 229V228H220ZM235 229H236V226H235ZM255 229V228H254ZM12 230V229H11ZM159 230H160V228H159ZM182 230V229H181ZM250 230H251V228H250ZM177 231V230H176ZM241 231V230H240ZM256 231V230H255ZM260 231V230H259ZM207 232V231H206ZM206 232L204 233V234H206ZM221 232V231H220ZM217 233V232H216ZM226 233V232H225ZM157 234H158V232H157ZM180 234V233H179ZM209 234V233H208ZM242 234V233H241ZM244 234V233H243ZM242 234V235H243ZM200 235V234H199ZM211 235V234H210ZM219 235V234H218ZM181 236V235H180ZM209 236V235H208ZM215 237V236H214ZM217 237V236H216ZM223 237V236H222ZM252 237V236H251ZM175 238V237H174ZM178 238V237H177ZM220 238V237H219ZM242 238H244V237H242ZM135 239V238H134ZM179 239V238H178ZM210 239H211V237H210ZM246 239V238H245ZM244 239V240H245ZM170 240V239H169ZM177 240V239H176ZM216 240V239H215ZM214 240V241H215ZM180 241V240H179ZM199 241V240H198ZM206 241V240H205ZM238 241H239V239H238ZM249 241H251V240H249ZM132 242V241H131ZM204 242V241H203ZM174 243V242H173ZM177 243V242H176ZM219 243H220V245L223 243V241H222V239H220V241H219ZM238 244H239V242H237ZM249 243V242H248ZM237 244V245H238ZM145 245V244H144ZM189 245V244H188ZM200 245V244H199ZM208 245V244H207ZM162 246V245H161ZM164 246V245H163ZM242 246V245H241ZM165 247V246H164ZM171 247V246H170ZM221 247V246H220ZM231 247V245H227V247H226V253L228 254V253H230V251H229V248ZM204 248V247H203ZM203 248L201 249V250H199L201 253L200 254H202L203 252H205V251H203ZM209 248V247H208ZM215 248V247H214ZM213 248V249H214ZM232 248V247H231ZM247 249V248H246ZM139 250V249H138ZM145 250V249H144ZM198 250V249H197ZM206 250V249H205ZM212 250V249H211ZM222 250V249H221ZM141 251V250H140ZM149 251V250H148ZM169 251H171V250H169ZM168 251V252H169ZM218 251V250H217ZM238 251V250H237ZM137 252V251H136ZM135 252V253H136ZM163 252V251H162ZM193 252V251H192ZM211 252V251H210ZM143 253V252H142ZM165 253V252H164ZM212 253V252H211ZM214 253H216V252H214ZM217 253H220V252H217ZM140 254V253H139ZM160 254V253H159ZM162 254V253H161ZM193 254V253H192ZM209 255V254H208ZM219 255V254H218ZM217 255V256H218ZM249 255V254H248ZM167 256V255H166ZM190 256V255H189ZM206 256H207V254H206ZM135 257V256H134ZM133 257V258H134ZM231 257V256H230ZM211 258V257H210ZM221 258V256H219L218 258H217V260H216V257L214 258L215 259V261H213L212 260V262H215V264H219L220 263V261H219V259ZM228 258H229V255H228ZM236 258V257H235ZM247 258V257H246ZM250 258V257H249ZM230 259V258H229ZM228 259V260H229ZM187 260V259H186ZM206 260V259H205ZM156 261H157V259H156ZM231 261H234V260H231ZM139 262V261H138ZM151 263V262H150ZM201 263V262H200ZM209 264H211V263H209ZM225 264V263H224Z\"/></svg>",
  "mask_w": 264,
  "mask_h": 264
}]
</instances>
